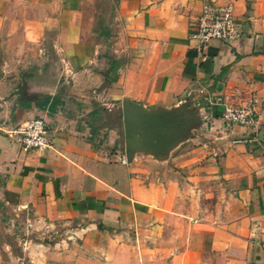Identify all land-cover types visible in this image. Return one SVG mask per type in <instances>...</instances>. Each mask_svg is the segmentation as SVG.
Listing matches in <instances>:
<instances>
[{
	"label": "crops",
	"instance_id": "0c3cea01",
	"mask_svg": "<svg viewBox=\"0 0 264 264\" xmlns=\"http://www.w3.org/2000/svg\"><path fill=\"white\" fill-rule=\"evenodd\" d=\"M202 1L114 0L96 31V0H0V201L72 231L77 254L49 258L264 264V0H216L232 3L238 35L201 46L188 34ZM250 95L258 124L224 126L223 103ZM123 100L185 103L198 125L121 163ZM35 116L51 146L23 153L5 131Z\"/></svg>",
	"mask_w": 264,
	"mask_h": 264
},
{
	"label": "rangeland",
	"instance_id": "374dc122",
	"mask_svg": "<svg viewBox=\"0 0 264 264\" xmlns=\"http://www.w3.org/2000/svg\"><path fill=\"white\" fill-rule=\"evenodd\" d=\"M96 1L91 8L95 9V15L98 18L94 22L92 30H103L108 26L110 29L111 22L106 17L111 13L114 0ZM191 110L192 108L188 105V108L183 110L185 114H182L181 119H188V113ZM192 123L185 125L187 128L184 129V132L190 131L188 128ZM193 124L196 126L198 122ZM74 237L71 230L66 231L57 225L50 226L41 223L31 213L6 207L0 201V264H72L71 258L63 263L57 259L49 258L48 253L52 250L59 252L63 249H71L77 254L75 246H77L78 240H75ZM64 239L69 240L65 241ZM72 241L74 243H71Z\"/></svg>",
	"mask_w": 264,
	"mask_h": 264
},
{
	"label": "built area",
	"instance_id": "2783aa9c",
	"mask_svg": "<svg viewBox=\"0 0 264 264\" xmlns=\"http://www.w3.org/2000/svg\"><path fill=\"white\" fill-rule=\"evenodd\" d=\"M188 35L201 46L211 39L228 42L237 37L238 29L234 20L232 3L230 1L218 3L216 0H203L199 15L192 24ZM214 102L220 103V97H216ZM262 102L263 100L250 95L242 106L235 107L223 103L220 119L226 127L253 128L258 124L259 104ZM203 118H206V115ZM5 133L11 137L23 153L32 150H45L51 146L52 133L45 120L40 116L15 124L6 129ZM238 141L233 140L232 142ZM120 162H126L124 156L120 157Z\"/></svg>",
	"mask_w": 264,
	"mask_h": 264
},
{
	"label": "water",
	"instance_id": "95a60500",
	"mask_svg": "<svg viewBox=\"0 0 264 264\" xmlns=\"http://www.w3.org/2000/svg\"><path fill=\"white\" fill-rule=\"evenodd\" d=\"M25 88L23 83L17 90L20 99L30 98L25 94ZM184 105L185 103H180L176 108L165 110L123 100L121 111L126 160L129 161L135 151L163 155L183 138L186 134L184 129L187 128L185 125L196 122L193 121L195 108L188 113V119H181L182 114H185Z\"/></svg>",
	"mask_w": 264,
	"mask_h": 264
}]
</instances>
